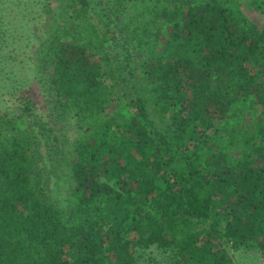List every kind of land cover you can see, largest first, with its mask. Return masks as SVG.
<instances>
[{"label": "trees", "instance_id": "1", "mask_svg": "<svg viewBox=\"0 0 264 264\" xmlns=\"http://www.w3.org/2000/svg\"><path fill=\"white\" fill-rule=\"evenodd\" d=\"M0 102V264H264V0H0Z\"/></svg>", "mask_w": 264, "mask_h": 264}, {"label": "rangeland", "instance_id": "2", "mask_svg": "<svg viewBox=\"0 0 264 264\" xmlns=\"http://www.w3.org/2000/svg\"><path fill=\"white\" fill-rule=\"evenodd\" d=\"M95 1H97V0H95ZM53 6H54L53 9L56 8L54 10L55 13L52 14L51 16H49V17H46L44 20H42V22L40 24H38V28H37V31L38 32L37 31L36 32H37V34L39 36L43 35L41 33V31H43V30H41L42 28L46 27L45 29H47V28H49L53 24V21L52 20L55 19V17H56L55 14H57L58 16L60 14V10L58 9V6L57 5H53ZM242 10L249 17V19L251 21H253L254 23H260L261 21H263L262 20L263 17H262V15L260 13L249 12V10H247L246 7H244V6H242ZM95 12H97V11H95ZM47 19H48V21H47ZM41 26H42V28H41ZM35 50L36 49H33L31 52H29V55L32 58L33 62L36 64L37 59H38V50L37 51H35ZM123 51L125 52V49ZM106 54L108 56H106ZM36 55H37V57L35 58ZM97 57H100V56H97ZM104 57H107L109 59L110 58L111 59H114V53H113L112 47H109V46L106 47L105 53L102 56V58H104ZM119 59L122 60V55H121V57ZM110 84H111V82H110ZM33 87L35 88L36 92H39L38 91V90H40V87L39 86H33ZM120 88H121V86L120 87L118 86V88H116V91H117L118 97H122V98L119 100V102L116 100L115 103H114V105H112V107L109 108V109H110V113L112 114V117H115L116 116L115 113H119L120 112V115L119 116H121V119L122 120H126L129 117V113H128V111L125 108V103H124L125 102V97H123V94H124L123 93V90H121ZM0 110L3 113L6 112V114H8V118H15L17 116V115L16 116L13 115V108L10 105H6V104L1 103V102H0ZM129 110L131 111V109H129ZM111 114H110V117H111ZM18 119L16 118L14 120L19 125L21 122ZM62 127H63V131L64 132H66L69 136H73V134H74L73 131H71V129H69V127L67 125H64ZM51 185H53V184H51ZM61 190L62 191L65 190V187L63 185H62V189ZM52 193H53V196H54V200H56L57 202H59V204L62 206L63 210H66V208L64 207V204L66 203V201H65L66 195L63 194V193H61V192H59V191H57V190L53 191ZM65 193H66V191H65ZM256 253L257 252H254L252 250L250 252H248V253H245V252H235L233 254V256L236 257V259H235L236 261H238V262L239 261L240 262L241 261L244 262V258L243 257H244L245 254L248 255L247 258L250 259V258L255 257V256L259 257L258 254H256ZM139 254L141 255L139 261L141 263L143 262L142 264H159L158 261H159L160 255H159V253L157 251H154L153 248L146 249V252L143 251V253H142V251H139Z\"/></svg>", "mask_w": 264, "mask_h": 264}]
</instances>
